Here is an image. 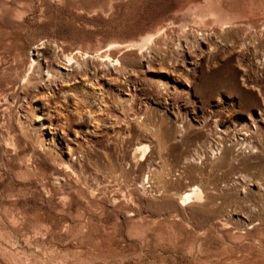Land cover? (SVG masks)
<instances>
[{
	"label": "rangeland",
	"instance_id": "374dc122",
	"mask_svg": "<svg viewBox=\"0 0 264 264\" xmlns=\"http://www.w3.org/2000/svg\"><path fill=\"white\" fill-rule=\"evenodd\" d=\"M202 2L0 0V264H264V16Z\"/></svg>",
	"mask_w": 264,
	"mask_h": 264
},
{
	"label": "bare ground",
	"instance_id": "6f19581e",
	"mask_svg": "<svg viewBox=\"0 0 264 264\" xmlns=\"http://www.w3.org/2000/svg\"><path fill=\"white\" fill-rule=\"evenodd\" d=\"M203 2L202 3H195V11L197 10V13H199V14H211V16H213V18H214V20H213V18H212V20H213V22L217 25V26H214V27H219L218 29L220 30V33L221 32H223L224 31V33H223V35L222 34H220L221 35V37H220V39H222V41H225V42H228V40H230L231 38H230V33H227V31H230V32H240V30H241V26H242V24H240V23H238L237 21H238V19L239 18H241V12L243 13V14H245L246 16H248V14H256V16H260V15H262V16H264V4H260L259 2H257L258 0H243V2H242V0H241V4L240 5H238V7L239 8H237V10H234L233 12L232 11H230V8L234 5L233 3L234 2H237L238 0H202ZM193 4V3H192ZM189 5H190V3H189ZM242 10L241 12L239 11L238 12V10ZM177 10V9H176ZM238 12V14L240 15V17L239 18H237V19H235V20H229L228 18L229 17H231V18H233L232 16L235 14V13H237ZM243 14H242V16H243ZM195 15V14H194ZM198 15V14H197ZM232 15V16H231ZM238 15V16H239ZM244 15V16H245ZM210 16V15H209ZM245 16V17H246ZM255 16V17H256ZM196 17V16H195ZM200 17V16H199ZM198 17V18H199ZM207 17H208V15H207ZM206 17V18H207ZM206 18H205V20H206ZM209 18V17H208ZM207 18V20H209V19H211V18H209L208 19ZM248 18H250V16L248 17ZM257 18H259V17H257ZM204 19V18H203ZM242 19H245V18H242ZM251 19H252V17H251ZM197 20H199V19H197ZM237 20V21H236ZM253 20H255V19H253ZM202 21V20H201ZM200 21V22H201ZM211 21V20H210ZM209 21V22H210ZM199 22V23H200ZM263 25H264V19H263ZM203 23V22H202ZM210 23H212V22H210ZM209 24V23H208ZM203 25H204V23H203ZM210 26H211V24H209ZM207 26V25H206ZM213 26V25H212ZM199 27V26H198ZM201 27V26H200ZM207 27H209V26H207ZM211 28H213V27H211ZM196 29H198L197 27H196ZM201 29V28H200ZM214 29V28H213ZM260 29H261V27H260ZM160 30V29H159ZM191 30V29H190ZM195 30V29H194ZM210 30V29H209ZM172 31V30H171ZM214 31V30H213ZM216 31H217V28H216ZM250 31V30H249ZM260 31V30H259ZM160 32V31H159ZM191 32V31H190ZM218 32V31H217ZM157 33V32H156ZM155 33V34H156ZM185 33V32H184ZM198 33V32H197ZM241 33V32H240ZM257 33V32H256ZM178 34V33H177ZM187 34V33H186ZM193 34V33H192ZM198 34H200V33H198ZM204 34V33H203ZM239 34V33H238ZM193 35H195V32H194V34ZM192 35V36H193ZM206 35V34H205ZM211 35H212V32H211ZM214 35H217V34H215L214 33ZM219 35V36H220ZM244 35H245V33H244ZM258 35V34H257ZM256 35V36H257ZM264 35V34H263ZM146 36V35H145ZM144 36V37H145ZM160 36V35H159ZM201 36H203V35H201ZM199 37V35L197 36V37H199V38H203V37H205V36H203V37ZM218 36V37H219ZM241 35H239V37H240ZM254 36V35H253ZM255 36V37H256ZM168 37V36H167ZM177 37L179 38V36L177 35ZM187 37V36H186ZM217 37V36H216ZM217 37V38H218ZM236 37V36H235ZM239 37H237L238 39H239ZM243 37V36H242ZM259 37V36H258ZM148 38V37H147ZM237 38H236V40H237ZM244 38V37H243ZM248 38V37H247ZM143 39V38H142ZM145 39V38H144ZM154 39V38H153ZM193 39H195V38H193ZM219 39V38H218ZM246 39V37L244 38V39H242L241 38V40L243 41V40H245ZM250 39V38H249ZM248 39V40H249ZM253 39H255V38H253ZM252 39V42L254 41ZM257 39V38H256ZM261 39V38H260ZM264 39V38H263ZM149 40V39H148ZM178 40V39H177ZM197 40H198V38H197ZM251 40V39H250ZM258 40H259V38H258ZM186 41V40H185ZM188 41H190V40H188ZM198 41H200V39L198 40ZM202 41V40H201ZM230 41H232V39L230 40ZM239 41V40H238ZM247 41V40H246ZM246 41H243V42H246ZM256 41V40H255ZM141 42V41H140ZM197 42V41H196ZM236 42V41H235ZM234 42V43H235ZM240 42V41H239ZM238 42V43H239ZM243 42H241V43H243ZM248 42V41H247ZM246 42V43H247ZM198 43V42H197ZM230 43H232V42H230ZM237 43V42H236ZM248 43H250V42H248ZM188 44V43H187ZM136 45V44H135ZM192 47V46H191ZM37 48H38V46H37ZM194 48V47H193ZM36 49V48H35ZM196 49V48H195ZM37 52H38V50L36 49L35 50V55H37ZM202 52V51H201ZM75 53V54H74ZM74 53H71V54H69V55H65L66 57V59H69V58H75L76 57V55H77V53H79L78 52V50L76 51V52H74ZM199 53H200V51H199ZM199 55V54H198ZM201 55V54H200ZM199 55V56H200ZM203 55V54H202ZM201 55V56H202ZM17 56V55H16ZM78 56V55H77ZM81 56V55H80ZM204 57V56H203ZM64 58V59H65ZM78 58V57H77ZM199 58V57H198ZM197 58V59H198ZM49 59V58H48ZM97 59H101L100 57H97ZM201 59V58H200ZM200 59H198V60H200ZM203 59V58H202ZM201 59V60H202ZM73 60V59H72ZM84 60V59H83ZM31 63L32 62H35V61H37V68H39L40 69V67L42 66H44L45 67V65H43V62L41 61L40 62V60H38V57H36V59H33V58H31ZM115 62L117 61V59H115L114 60ZM68 62V61H67ZM72 62V61H71ZM78 62V61H77ZM194 62H196V61H194ZM30 63V64H31ZM73 63H74V61H73ZM76 63V62H75ZM30 64H29V66H30ZM52 64V63H51ZM61 64V63H60ZM59 64V65H60ZM47 66V65H46ZM67 66V65H66ZM65 66V67H66ZM69 66V65H68ZM84 66V65H83ZM62 67V66H61ZM62 69H63V67H62ZM66 69V68H65ZM41 70V69H40ZM78 71V70H77ZM83 71V70H82ZM32 72H33V70H32ZM40 72V71H39ZM42 72V71H41ZM79 73V72H78ZM45 74V73H44ZM47 74V73H46ZM51 74V73H50ZM25 76V75H24ZM32 76H33V74H32ZM54 76V75H53ZM62 76V75H61ZM68 76V75H67ZM28 77H30V76H28ZM41 77V76H40ZM47 77V76H46ZM51 76H49V78H50ZM73 77V76H72ZM24 78V77H23ZM32 78V77H31ZM54 78V77H53ZM63 78V77H62ZM29 80V79H28ZM31 80V79H30ZM50 80V79H49ZM48 80V81H49ZM54 81V80H53ZM24 82V81H23ZM33 82V81H32ZM40 83V82H39ZM6 93V92H5ZM42 93V92H41ZM2 94V93H1ZM7 94V93H6ZM7 98V97H6ZM1 99V98H0ZM80 100V99H79ZM76 101V100H75ZM81 101V100H80ZM1 102V101H0ZM77 103V101L75 102V104ZM78 104V106H79V104L80 103H77ZM77 104L75 105V107L77 106ZM77 106V107H78ZM81 106V105H80ZM1 107V106H0ZM76 107V109H78ZM79 108H82V107H79ZM6 109V108H5ZM80 114V113H79ZM92 131V130H91ZM145 145L144 144H142V143H138V144H136L135 146H134V149H137L136 151H134L135 153L138 151V149H140V148H143ZM145 148H148V147H145ZM143 149H141V151H142ZM74 151V150H73ZM143 151H145V150H143ZM141 155H143V154H141ZM146 155V154H145ZM136 156V155H135ZM132 157H134V156H132ZM36 165V164H35ZM60 165V164H59ZM69 167H67V169H68ZM72 169V168H71ZM74 169V168H73ZM74 172H75V170H74ZM149 179V178H148ZM160 181V180H159ZM144 186H142V188H143ZM200 189V188H199ZM182 192L180 193V199H178L177 201L179 202V204L181 203V201L185 198V199H188L187 197H189V195H191V194H193L194 196L193 197H197L198 195H199V193L201 192H199V190H198V187L196 186V185H189V186H187L186 188H183L182 190H181ZM201 195V194H200ZM195 197V198H196ZM199 197V196H198ZM201 197V196H200ZM61 198V197H60ZM190 198V197H189ZM202 198V197H201ZM182 199V200H181ZM184 199V200H185ZM198 199V198H197ZM196 199V200H197ZM63 203V202H62ZM185 203V202H184ZM182 204H183V201H182ZM250 204V203H249ZM181 205V204H180ZM250 206V205H249ZM252 207V206H251ZM236 208V207H235ZM240 208V207H239ZM253 208V207H252ZM257 208V207H256ZM264 210V209H263ZM249 211V210H248ZM252 211V210H251ZM246 212V211H245ZM263 212V211H262ZM246 216V215H245ZM249 220V219H248ZM249 223V222H248ZM258 224V223H257ZM223 225V224H222ZM228 225V224H227ZM246 225V224H245ZM235 230V229H234ZM240 231V230H239ZM229 232V231H228ZM226 259V258H225Z\"/></svg>",
	"mask_w": 264,
	"mask_h": 264
}]
</instances>
